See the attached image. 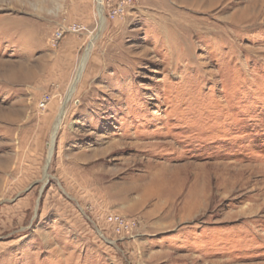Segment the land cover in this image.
<instances>
[{"label": "rangeland", "instance_id": "1", "mask_svg": "<svg viewBox=\"0 0 264 264\" xmlns=\"http://www.w3.org/2000/svg\"><path fill=\"white\" fill-rule=\"evenodd\" d=\"M96 1L0 0V264H264V0Z\"/></svg>", "mask_w": 264, "mask_h": 264}, {"label": "built area", "instance_id": "2", "mask_svg": "<svg viewBox=\"0 0 264 264\" xmlns=\"http://www.w3.org/2000/svg\"><path fill=\"white\" fill-rule=\"evenodd\" d=\"M118 12H114V14L112 16H117ZM83 28L79 25V24H71L69 26H62L60 29H58L56 35L52 38L51 42L54 46L59 45L62 40L64 39V37L66 36V34L70 33V32H80L82 31ZM48 100V99H47ZM47 100H44L41 103V107L46 108L47 107ZM109 222L112 225H115L119 230L123 231L124 233H129L134 231L135 229V223L132 222H127L125 221V219H123L121 216L118 215H112L109 218Z\"/></svg>", "mask_w": 264, "mask_h": 264}, {"label": "bare ground", "instance_id": "3", "mask_svg": "<svg viewBox=\"0 0 264 264\" xmlns=\"http://www.w3.org/2000/svg\"><path fill=\"white\" fill-rule=\"evenodd\" d=\"M96 2H98L99 14H100V16H102L103 15V8H102L103 0H97ZM80 72H81V70H80ZM60 126H61V121H59V124L57 126H55L56 130L54 132V135L52 137V142L50 143V147H49V161L52 160V158H53L52 156H53V153H54V140L56 138V135H57V132H58Z\"/></svg>", "mask_w": 264, "mask_h": 264}]
</instances>
